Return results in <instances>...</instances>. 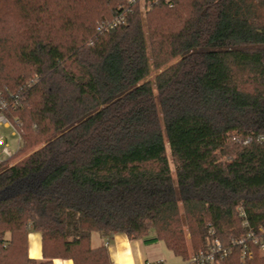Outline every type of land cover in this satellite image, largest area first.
Segmentation results:
<instances>
[{
  "label": "trees",
  "instance_id": "16d2710c",
  "mask_svg": "<svg viewBox=\"0 0 264 264\" xmlns=\"http://www.w3.org/2000/svg\"><path fill=\"white\" fill-rule=\"evenodd\" d=\"M173 1L144 23L127 0H0L27 20L15 53H0L21 136L0 160V264H112L93 232L162 240L187 259L181 206L192 252L209 246L211 226L224 244L245 233L241 208L264 225V0ZM107 6L126 20L95 25ZM147 39L156 66L177 58L156 88ZM30 231L48 260L29 257ZM219 264L264 257L242 263L234 246Z\"/></svg>",
  "mask_w": 264,
  "mask_h": 264
},
{
  "label": "built area",
  "instance_id": "2783aa9c",
  "mask_svg": "<svg viewBox=\"0 0 264 264\" xmlns=\"http://www.w3.org/2000/svg\"><path fill=\"white\" fill-rule=\"evenodd\" d=\"M127 2L137 4L140 9L143 8L144 11L150 10L154 5L161 2L168 4L170 7L174 5L173 0H127ZM125 20L126 11L121 10L116 16H114L111 21L105 24V27H115ZM10 106L11 104L7 95L2 89H0V125L6 127H10L13 125L6 114V110ZM14 128L15 130L13 131V134H16L18 136V149L21 144V136L17 128L15 126ZM249 140L250 138L246 139L244 142H248ZM1 145V152L6 155V157L12 156L13 152H10L9 150V143L2 135H0V146ZM240 215L243 216L242 225L246 228L245 233L233 236L228 244H224L216 235L214 227L211 226L209 229V246L205 250L191 252L186 259V262L182 264H219L230 254L234 246H237L240 249V260L242 263L253 259L256 255L264 257V225H252L247 218L245 210H243L242 208L240 210ZM10 239V233H4V235L2 236L3 245L6 246ZM147 264H166V262L161 259L155 262H149Z\"/></svg>",
  "mask_w": 264,
  "mask_h": 264
},
{
  "label": "rangeland",
  "instance_id": "374dc122",
  "mask_svg": "<svg viewBox=\"0 0 264 264\" xmlns=\"http://www.w3.org/2000/svg\"><path fill=\"white\" fill-rule=\"evenodd\" d=\"M107 8H108V6L106 7L105 10H103L101 15L96 16L95 25L99 24V26H100V25L104 24V21L107 22L106 19H109V20L112 19V17L106 16L108 14ZM109 10H110V7H109ZM147 11H144L143 8L140 9L144 23H146L147 19H148ZM6 12H8L9 14H6ZM2 16L5 18V20L3 22H0V53H3V51H4L6 53L8 52V53L14 54L15 50L18 48L17 41L21 40V39H19V38L17 39L15 37L16 36V34H15L16 29L15 28L18 29L19 22L21 24H24L27 20L22 19V17L20 16L19 9L13 3H6L2 6H0V17H2ZM43 19H44V21L48 20V19H46V17ZM50 23L54 24L55 26H59L61 21L56 19L54 21H49L48 24H50ZM19 26H20V24H19ZM57 33H58V36L60 38L65 37L64 31H59V32L57 31ZM146 36H147V34H146ZM11 38H14L17 40L15 41L12 39L13 40L12 41ZM147 46H148L149 64H150L148 79L152 83L153 88H156V84H155L156 75L161 70H163L165 67L174 63L177 60V58L170 59L167 62H165L164 64H162L160 66H156V64L154 62V58L152 56V51H151V47L149 44V39H147ZM31 76H33V75H31ZM26 79H29V77H26L25 80ZM14 115H16V114H14ZM10 121L13 122L12 120H10ZM14 125L16 126V128L18 130H20L17 124L14 123ZM14 130H15V128L13 125L10 127L0 125V135L4 136L5 140L9 143L10 152L16 151L17 146H18V136L16 134H13ZM41 144L42 143H39L37 146H40ZM1 148H2V145L0 146V160H3V159H6V155H4L1 152ZM25 155H26L25 153L19 152L18 155L14 156L12 159H10V161H11V163H14V162L20 160ZM167 155H168V158L170 161L173 176H175L174 160L172 158V154H171V151L169 149V145L167 147ZM181 214H182L183 224H184L185 233H186L187 251L190 254L193 251V246L191 243V236H190L189 229H188L187 219L184 215L182 206H181ZM171 256H172V258L175 259L174 264H182V263L186 262V259L182 256L177 255V257H176L175 255H172V253H171Z\"/></svg>",
  "mask_w": 264,
  "mask_h": 264
},
{
  "label": "crops",
  "instance_id": "0c3cea01",
  "mask_svg": "<svg viewBox=\"0 0 264 264\" xmlns=\"http://www.w3.org/2000/svg\"><path fill=\"white\" fill-rule=\"evenodd\" d=\"M91 243L94 247L106 246L112 264H147L161 259L166 264H174L175 262L171 253L172 255L175 254L162 240L146 242L143 238H129L123 233L104 236L99 232H93ZM27 252L30 258L38 261L48 260L43 254L41 232H29ZM175 256L177 257V255ZM50 264H74V261L72 258L54 257Z\"/></svg>",
  "mask_w": 264,
  "mask_h": 264
}]
</instances>
